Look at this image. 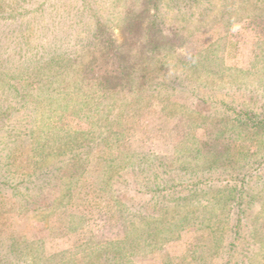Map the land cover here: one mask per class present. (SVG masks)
Returning a JSON list of instances; mask_svg holds the SVG:
<instances>
[{
    "label": "rangeland",
    "instance_id": "rangeland-1",
    "mask_svg": "<svg viewBox=\"0 0 264 264\" xmlns=\"http://www.w3.org/2000/svg\"><path fill=\"white\" fill-rule=\"evenodd\" d=\"M0 264H264V0H0Z\"/></svg>",
    "mask_w": 264,
    "mask_h": 264
},
{
    "label": "trees",
    "instance_id": "trees-1",
    "mask_svg": "<svg viewBox=\"0 0 264 264\" xmlns=\"http://www.w3.org/2000/svg\"><path fill=\"white\" fill-rule=\"evenodd\" d=\"M148 35H149V36H148V47H152V48H153V47H155L154 44H155L156 38H155V36H154V33H151V34H150V31H149V34H148ZM158 47H160V46H158ZM158 47H157V48H158ZM130 64H131L130 62L125 63V64H124V68H125V69L123 68V71L126 70L127 66L130 65ZM121 66H122V64H121ZM134 66H136V65L134 64ZM121 74H122L121 77H122V76H125V74H124L122 71H121ZM121 80H122V81L124 80L125 82H127V81H128V78H127V77H126V78L123 77ZM243 115H245V116H244V119H245L246 121H247V120H248V121L250 120V121H252V122H253V121H257V119L259 118V116L261 117V122L263 121V118H262L263 115L260 114V113H254V112H250V111H244V112H243ZM239 215H241L240 212H239Z\"/></svg>",
    "mask_w": 264,
    "mask_h": 264
}]
</instances>
